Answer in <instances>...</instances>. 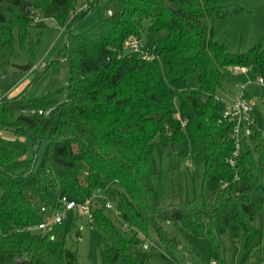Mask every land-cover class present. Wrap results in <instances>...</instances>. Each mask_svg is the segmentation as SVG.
<instances>
[{"label":"trees","instance_id":"16d2710c","mask_svg":"<svg viewBox=\"0 0 264 264\" xmlns=\"http://www.w3.org/2000/svg\"><path fill=\"white\" fill-rule=\"evenodd\" d=\"M76 1L0 0V79L14 64L16 42L27 62L15 65L33 68L49 18L64 24L67 40L59 55L70 64L64 86L32 95L27 85L13 96L3 91L0 99V264H79L76 243L62 249L48 230L29 229L43 219L37 200L50 205L44 196L50 189L85 200L107 188L124 230L132 234L125 236L104 200L96 204L92 222L109 237L101 248L102 264H146L152 244L143 247L148 231L163 242H178L165 221L183 222L218 244L230 226L239 225L244 259L258 253L262 231L254 219L264 207V134L246 120L242 148L231 164L235 121L224 119L223 112L231 83L246 77L234 71L235 65L264 75V45L231 51L213 29L215 19L240 7L219 0H118L90 28L73 32L100 0L82 15ZM32 27L39 29L37 36ZM145 30L165 32L155 40L152 57L124 53L130 37L144 41ZM192 73L198 89L187 85ZM259 98L264 105V90ZM32 107L47 112H22ZM186 137L193 144L188 159L194 195L180 196L174 182L166 199L156 184L153 144L171 147L172 169H177L172 143ZM44 139L50 143L35 168ZM23 155L25 166L15 168Z\"/></svg>","mask_w":264,"mask_h":264},{"label":"rangeland","instance_id":"374dc122","mask_svg":"<svg viewBox=\"0 0 264 264\" xmlns=\"http://www.w3.org/2000/svg\"><path fill=\"white\" fill-rule=\"evenodd\" d=\"M86 1L77 0L76 8H80ZM219 2L223 6H239L240 10L214 20L213 29L216 39L227 44L228 48L235 52L245 51L254 43L264 45V0H219ZM117 3L118 0H100L91 12L73 25V32H82L90 28L110 9L116 7ZM80 13L84 14L85 9H82ZM46 22L48 26L40 35V51L36 63L29 71H23L15 65L27 62V56L20 50L19 44L16 42L14 64L11 65L10 72L0 79L2 91L6 92L8 96L19 94L27 85H31L32 95H39L48 89L62 87L67 83L70 76V64L67 59L59 55L67 40L64 24L55 18H49ZM38 31L37 27H32L34 36H37ZM164 33L145 30V50L150 52L155 40ZM132 52L134 51L129 46L125 48L124 53ZM159 62L163 72H166L167 67L163 57H159ZM241 84H244L245 97L251 103L250 109L243 119V131L246 132L245 123L249 121L261 129L264 134V105L259 98L263 89L256 82V75L249 72L247 78L231 83L232 93L229 99L236 98ZM187 85L190 89L199 88L196 73L189 75ZM64 93H61L60 96ZM7 135L14 136L12 133ZM49 143L48 139H44L40 143L35 168H39L41 165ZM175 146V161L178 163V168L172 169L171 147L159 142L153 144L158 168L156 184L166 199L171 197V188L174 182L177 184L180 196L194 195V177L191 171L193 166L188 159L189 153L193 149L192 140L186 137ZM25 162L26 156L23 155L16 160L14 166L21 169L25 166ZM262 172H264V165ZM44 196L47 203L59 204V194L55 190L46 191ZM37 203L41 205L44 201L38 199ZM95 203L101 205L100 196L92 199L91 206L94 207ZM107 210L116 224L124 230V225L118 214L112 209ZM91 215L77 209L66 211L62 223L57 225L54 230L47 231L51 238L61 244L62 249L72 243L77 244L79 264H102L101 248L109 239L104 230L92 222ZM254 224L262 231L258 245L259 250L258 253L251 252L250 256L244 259L245 238L239 225L230 226L222 234L223 243L218 244L212 240L209 234L193 233L183 222L165 221L164 227L178 242H163L157 238L154 231H148L147 239L152 244L149 250L150 259L146 264H212V261H215L216 264H264V207L257 212ZM124 234L126 237H130L132 232L127 229L124 230Z\"/></svg>","mask_w":264,"mask_h":264},{"label":"built area","instance_id":"2783aa9c","mask_svg":"<svg viewBox=\"0 0 264 264\" xmlns=\"http://www.w3.org/2000/svg\"><path fill=\"white\" fill-rule=\"evenodd\" d=\"M95 0H87L83 3L80 8H77L76 13L81 12L82 9H86L91 6V3ZM127 45L137 53H140L141 56L145 59H150L152 57L151 51L147 52L144 48V41L137 39L135 37H130L127 40ZM234 71L237 73L244 74L247 78V75L251 71L250 67L246 65H235L233 67ZM256 82L260 85V87L264 90V75L258 74L256 75ZM244 84H241L238 94L236 98L224 99L225 101V110L223 112L224 119H231L235 121V126L233 130V138L236 143V150L233 155L228 158V161L231 164H235L236 156H238L241 148H242V138L244 134V123L243 119L246 117L248 110L250 109L251 103L245 97ZM3 95V91L0 84V99ZM44 113L47 110L43 108H27L23 109V113ZM246 129V128H245ZM107 188H98L91 197H88L85 200H80L75 197H71L69 195H61L59 196V204H42L40 206V211L43 213V219L36 225L30 226L31 230H40L47 231L53 227L55 224H60L63 221L64 214L66 211L77 209L78 211L85 214H92L91 220H93V206H91L92 199L94 197L100 196L102 201H105V206L108 209H112L118 214V209L113 202V200L108 196L106 192ZM103 192V193H102ZM102 193V194H101ZM96 205V203H95ZM150 242L148 239L144 240L143 247L149 248ZM212 264H216L215 261L211 262Z\"/></svg>","mask_w":264,"mask_h":264},{"label":"water","instance_id":"95a60500","mask_svg":"<svg viewBox=\"0 0 264 264\" xmlns=\"http://www.w3.org/2000/svg\"><path fill=\"white\" fill-rule=\"evenodd\" d=\"M112 10H113V9H110L109 12L111 13ZM172 148H173V150H175V145H174V143H172Z\"/></svg>","mask_w":264,"mask_h":264}]
</instances>
